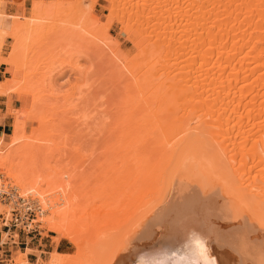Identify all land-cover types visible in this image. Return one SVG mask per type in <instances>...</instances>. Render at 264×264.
Here are the masks:
<instances>
[{
	"label": "bare ground",
	"instance_id": "obj_1",
	"mask_svg": "<svg viewBox=\"0 0 264 264\" xmlns=\"http://www.w3.org/2000/svg\"><path fill=\"white\" fill-rule=\"evenodd\" d=\"M91 1L89 10H85L96 22L91 13L95 0ZM104 1L132 38L138 64L133 67V57L129 60L124 53L115 56L110 52L107 58L117 78L128 79V75L129 81L119 90L124 94L118 91L120 96L111 100L115 103L110 107H106L108 100L99 103L103 106L106 101L108 112L94 103L99 93H89L98 99L87 97L89 87L82 95L85 103L89 100L87 106L81 105L80 99L77 106L73 103L76 111L69 106L80 118L86 108L92 110L95 105L92 113L87 110L90 114L97 112L98 105L99 112L108 113L104 115L107 121L100 119L98 112L99 117L93 114L94 121L107 122L98 124L91 122L87 112L84 116L89 122H82L89 123H83L88 130L80 127L84 131L79 128L73 135L69 133L73 137L75 130L77 134L97 133L89 134L93 142L88 147L90 153L85 155L87 147L81 150L87 157L78 154L84 161L88 154L98 152L96 162L89 159L84 164L78 157L75 164H71L73 159L64 162L68 165L65 167L60 163L63 156L67 160V151L61 150L59 157L51 158L58 144L52 148V144L43 147L33 143L48 141L54 130L59 136L56 129L52 130L55 122L64 128L61 123L67 120L69 103L64 113L62 101L68 97L59 93L54 103V94L50 96L54 100L46 96L47 102H41L43 95L29 94L30 106L15 115L5 150L4 135L0 136V192L5 190L8 178L9 186L16 190L15 197L29 200L39 209L41 215L33 221L43 223L55 235V247L47 262L41 264H264V0ZM52 2L31 0V20L0 13V48L6 39L12 41L8 58L0 55V64L8 74L0 81V96L6 95L14 81L11 65L18 58L13 55L29 41L28 28L37 31L47 21L55 24L60 4ZM80 19L77 17L76 22ZM92 25L86 33H99L98 22L94 23L97 27ZM104 34L112 46L109 50L118 53L117 41L106 31ZM46 80L52 89L51 76ZM55 104L57 109L62 105L58 113L64 116L53 112L57 111ZM50 108L55 109L51 116L57 114L59 119L51 117L54 123L50 120L48 124L46 113ZM109 108H119L118 112L114 110L116 117L110 116L113 110L110 113ZM75 119L80 124L84 118ZM76 120L66 123L76 124ZM29 122H36V127L26 135ZM103 127V137L108 138L101 140L97 136H102L99 132ZM69 134L63 135H67L66 141L60 135L64 144L74 140L68 138ZM77 134L80 142L88 140V134L84 138ZM96 140L104 141V145ZM68 143L65 145L69 148ZM72 143L74 148L85 146ZM9 144L18 146L9 150ZM59 145L60 149L64 146ZM99 153L104 158L100 162ZM10 207L0 202V214L6 219ZM5 237L4 232L1 243ZM61 239L74 247L73 254L56 249ZM28 251L16 250L12 264H30Z\"/></svg>",
	"mask_w": 264,
	"mask_h": 264
},
{
	"label": "rangeland",
	"instance_id": "obj_2",
	"mask_svg": "<svg viewBox=\"0 0 264 264\" xmlns=\"http://www.w3.org/2000/svg\"><path fill=\"white\" fill-rule=\"evenodd\" d=\"M45 1H51V2L52 1L54 2L55 1L56 3L54 2V4H57V3H58V5L60 4L59 5L60 11L57 14L58 15V18H54L53 21H55V19H56L55 24L53 22L52 23H49L47 21V22H45L46 26H44L45 24L44 25H41V26H43L41 28L38 26V30L37 31H36V28L35 27L34 28L33 27L32 28H28V30L30 31L29 36H28V40L29 41H27L26 45H24L22 47V51L19 50L18 51V54L13 55V56H17V58H18L11 65L13 67V72H14L15 78H14L13 83L8 87V90H7L6 95L5 96H0V97H4V100H5L2 103L4 106H3V111L1 113V116L6 117L8 119V121H9V125L7 127H5V132H7L8 134L4 136V140H3V143L2 144L5 145V146H4V148L2 150H5V147H7L6 145H8V143H10V135H11V132H12V123H13V120H14L15 115L18 112H25V111L28 110V107L30 106V97L28 95L31 94V93L32 94H35L37 96H39V95L42 96L43 95L45 99L42 98V101L41 102H43V101L44 102H47L46 101V98H47L46 96H48V95H49L48 96L49 98H51V99L54 100V98H52L53 96L51 95V94H54L56 96L55 97L56 100H54L53 102L51 101L52 103H54L55 101H57V99L59 98L56 94L59 93L58 95H60L62 97H63V95H65L64 97H68L67 98L68 100L65 98L67 101H65L64 98H63L64 99L63 100L62 97L60 98L61 100H63L62 102H64V104H62V102L60 103V101H58L59 104H62L63 105V106L60 105L63 108L60 107L57 104L60 107V109L62 108V111H64L65 110L64 109L65 105L67 104V102L69 103L68 105H66L67 106L66 107L67 109L65 110V111H68V114H66L65 111H64L65 116H66L65 118L67 120H73V121L76 120L75 118H79L80 120L82 118H84V119H82L80 121L81 122L80 124H82L81 126H79L80 124H77V120H76V124L73 123V121H71V122L68 121L66 123L67 120H65V123L66 124L61 121L62 123L61 122L60 123L63 124L62 126L64 127V128H61V125L59 127V125L56 122L54 123L52 120L53 119H55V120L56 119H59V117L64 116V114L62 113L63 115H61L60 113H58V111L60 110L59 107L57 106L58 107V109H57L56 108V104H55V106L53 105V107H55L57 109V111H56L53 108L55 110L53 112L54 113L57 112L58 114H60V116L57 118L58 115L56 114L54 117H52L51 115H54V114L51 113V110H53V109L50 108V109H48V112L46 113V115L49 114L50 116L47 115L46 116V119L49 120L48 121V124H51L49 122L52 121L54 123L53 124L54 127L55 126H58L59 127V128L58 127L57 128H54L53 125H51L53 127L52 130L56 129V131L59 134V136L60 135L63 136L65 132H66V134L67 133L68 134L70 133V134L73 135L74 129L79 130L80 127L83 128L84 127L83 125L86 122H89V121H86V120H89V119L91 120V122L92 121L93 122H96V123L98 122V124L101 123L100 122L101 120L98 121L99 119H97V121H94L95 120L94 117H96L99 114H101L100 117L102 116V118H100V119H104V117L107 116L108 113L105 115V113L103 114V113H101V111L99 112V107L98 106L101 105L99 103H101L102 100H108L109 101L108 102L109 104H107L106 101L103 102L102 103L103 106L102 105L100 106V110H101L102 107H105L104 106L105 103L107 104V105L105 104L106 107L107 106L110 107V103L113 102L116 98H118L120 96L119 95V92H121V91H119V90L121 88H122L121 90H123L124 84H126L129 81L128 80L129 79V76L128 75H127L128 79L117 78L116 73H114V68L109 65L110 64L109 63L110 61L108 60L107 57L110 56V52L115 53V56L118 55L120 52L121 53H124L125 55H127V58L128 59L131 58V57H133V60H135L134 57L137 56V50H136L135 46L132 44V42H133L132 38L123 30L122 23L119 20H116L117 18L116 17L114 18L113 17L114 15H111V13H109V11L107 10L108 4L104 0H95V3L93 4V7L91 8V13H92V15L95 18H97V20H95V21L98 22V24H99V33H97L98 30H97L96 33H94L95 31H92L93 35H92V33H86L87 32L86 29L88 28V30H89V27L92 25V23H93V25H94V23H96L94 21L93 22L91 21L92 16H90L89 13H87V12H89L87 10H89V7L91 6V2H92L91 0H61V1H59V0H45ZM20 2H22V0H12L11 3L9 1H7V0H3L0 3V13L13 14L15 16H24L26 18H29V20H31L30 19V16H31L30 13L32 12L31 11V0H24L22 5L19 4ZM81 6H83V9L84 10L86 8H87V10L84 11L81 8ZM72 10H74V11H72ZM75 10H76V12H75ZM78 12H79V14H78L79 16H81L80 15L81 13H86L89 16L87 17V15L86 16L85 15H82V17H79L78 15H76ZM72 14L73 15L75 14V17ZM57 15L55 17H57ZM76 16L78 17V19L81 18L79 21L82 22V23H80L79 21L76 22V20H77V17ZM108 16L109 17H111V16L113 17V18L111 17L112 18L111 21L109 20L110 18ZM83 17H84V19H83ZM107 20H109L110 23H108ZM90 22H91V24H90ZM47 23H49L50 25L52 24V26H50ZM105 23H106V25H105ZM103 25H105V27L108 25V27L105 28ZM95 26L97 27V25H94V27ZM103 28H105L106 33H108V35H110V37L112 39H114V40L117 41V44H118V48H117L118 49V53H117V50L115 52V49H114V51H113V49H111L112 51L109 50L110 48H112V46L110 45V42L107 39H105L106 38L105 37V34L103 35V33L105 31H104ZM95 29H98V28H95ZM101 30H102L103 33H100ZM86 37H87V40H86ZM30 40L32 41L33 44L30 42ZM11 43H12V41L10 39H6L5 40L3 46L0 48V50H1L0 51V55L2 57L8 58V56L10 54ZM23 48H26L27 50L25 49L26 50L25 51ZM111 55H113V54L111 53ZM131 61H132V59H131ZM135 62H137V63H135ZM130 64L134 67V64H138V61L135 60L134 63L131 62ZM97 67H99V68H97ZM109 67H110V69H109ZM93 68L96 69V70H94ZM130 68L131 67H129V69ZM132 68H131V70H132ZM4 69H5V65L0 64V81L1 82L3 80H5V77L8 76V74L4 73ZM136 69L135 68L133 69L134 73H135ZM88 70H89V72L90 71L91 72L87 76V74L85 75V73H89ZM103 72H104V74H103ZM107 72H109V73H107ZM96 74H97V76H96ZM48 76H51V78H52V81H51L53 83V84L51 83V85H53L52 89H51V86L49 84L50 82L47 81L48 79L46 80V78ZM90 77H92V78L89 79ZM95 77H97V78H95ZM43 80H44V83H43ZM94 81H96V82H94ZM40 82H42V83H40ZM123 82H125V83H123ZM47 85H49L50 87L47 86ZM86 88L89 89V90L87 89L88 90V93L87 94L84 93V92H87ZM90 92H91V94L92 93H95V94H98L99 93L97 95V97L99 99L97 97H95L94 94H93L94 97L91 94L89 95ZM122 92H121V95L124 94V92H123V94H122ZM83 94H86L87 97L88 96L89 97L91 96L92 99H94V98L98 99V100H94V103L97 104V102H98V104H99L97 106V108H98L97 112L99 113L98 115L96 114L97 112L96 113L95 112L93 113V114H96L94 117H93V114H90V113H92L94 111L93 109L96 106L95 104H93L95 106H91L90 104L93 103L91 101H90V104H89L91 106L90 108H92V107H94V108L92 110L89 109L90 110V113L88 112L89 111L88 108H86L88 110V111L86 110V112L83 110L85 113L88 112L90 115H88V113L85 114V113H83L81 111L84 115H88L87 117L88 118L90 117L89 119L86 118L84 115H83L82 118H80L81 115L79 114L80 115V117H79L78 116V112H73V110L75 109L74 107L77 106L79 104V102H80L79 99L80 100H82V99L84 100L85 99V97L84 98L82 97ZM102 95H104V96L102 97ZM50 96H52V97H50ZM80 97H82V98H80ZM101 97H102V99H100ZM49 98H48V100H50ZM91 98H90V100H92ZM83 100L81 102V105H83L85 103V101H83ZM111 100H113V101H111ZM70 102H72V104H70ZM77 102H78V104L75 105V103H77ZM87 102H89V100L87 101V99H86V103ZM119 102L122 103V101H119ZM48 103L51 105L50 101H48ZM73 103H74L75 106L73 105ZM113 103H115V102H113ZM120 103H117V105L118 104L121 105ZM87 104L85 106H87ZM71 105H73V107ZM69 106H71V108H74V109H71ZM78 107H80V105ZM82 107H81V109H82ZM106 107L104 108V110H105V112H108V110L106 111ZM68 108L71 109L70 112H69V109ZM113 108H114V105H113ZM77 109H79V108H77ZM118 109L119 108H117V110H116V108H115L114 110H116V112H118ZM112 110L111 109L109 110L110 113H111ZM114 110L111 113V115L109 113L110 116L115 115V113H114L115 111ZM62 111L60 110L59 112H62ZM75 111H76V109H75ZM72 114H74V116ZM91 116L93 117V120H92V117ZM51 117H52V120L49 119ZM113 117L114 116H112V118ZM115 117H116V115H115ZM62 120H64L63 117H62ZM0 121H1V118H0ZM82 121H86V122L84 123ZM105 121H107V119ZM104 122H102L101 124H103ZM96 123H95V125H96ZM105 123H107V122H105ZM55 124H57V125H55ZM86 124H89V123H86ZM76 125H78V128L76 127ZM92 125H94V124H92ZM33 126L36 127V122H33V123L32 122H29V123H27V126L25 128V134L26 135H30L31 134L30 130H32V129L35 128ZM107 126H109V125H107ZM71 127H72V130H71ZM99 127L101 128V126H99ZM104 127H105V125H104ZM104 127L102 128L103 132L105 130ZM67 128H68V130L70 129V131H72V132H69L67 130ZM82 128H80V129H82ZM84 128H83L84 130H88L87 129L88 126H87V128L86 127H84ZM57 129H59V131ZM60 129L61 130L62 129H65L66 131L64 132V130H63V133L60 134ZM96 129H99V128L96 127ZM77 130H75L76 134L78 132ZM93 130H94V128H93ZM90 131H92V129ZM94 131L97 132L96 130H94ZM80 132H81V130H80ZM85 132H84V134L87 135L88 132L87 131H85ZM103 132L102 133L99 132L100 134H102V136L101 135L97 136V137H99V139H101V137H103V135L106 133V132H104V133ZM52 133H53V135L51 137L52 139L51 138L49 139V137H48V139L50 140V141L48 140L49 142L48 141L44 142V140H40L41 141L40 142L38 140V138H37L38 141H36V140L34 141L33 140V143H35V142H37V144L41 143L40 146H43V147L44 146L48 147V146H50L52 144V146H50V147L53 148V146H56L57 144L59 145L60 142H61L60 145H64V146H62L61 149H60V147H58V145L56 147H54L53 148L54 154H57V155H54L53 152H52V155H51V158H56V157H59L58 154L61 155V150L63 151V153L67 151L65 153L67 155V160H66V157L63 156L62 157L63 158L62 159L63 161L61 160V163L60 164H63L64 162L66 164L68 162V160L70 161L72 159H73V163H71V164H75L74 163V160H76L75 158H78L81 153H82L81 156L87 157L85 155H87V153L91 150V149L88 148V147H90L89 144H91V142H92L91 141L92 138L89 137L91 135L90 134L91 132L89 133L90 135L89 134L87 135L88 140L89 139L90 140L88 141L86 139V137H85V139L87 141L84 140V141L87 142L88 145H86V142L85 143L83 141L80 142V140H79L80 138L77 139V137H75L76 134H74V137L69 134L68 138L72 136L74 138V140H73L74 142L77 139L76 141L79 142V145L82 146L83 143L85 144V146H83L81 148H80V146L77 145L78 146V149L80 148L79 150H77L78 151L77 152L76 151L77 146L75 147L76 149L74 148V146H71V143L73 142V141H71L72 139L71 140H69L70 138L68 139L69 142H71V143H68V141L65 142V144L68 143L70 145L69 148H73L72 150H74L75 152H77L76 155L79 154L78 156H76V155L73 156L74 151L69 152V150H71V149H69L64 144V141H66L67 135L63 136V138L65 140L64 139L61 140L62 137L60 136V138L58 139L59 136H57V134H55V130H54V132L52 131ZM54 134L57 136V138L55 137ZM78 134H77V136H79V135L81 136L82 135V137L84 135V134H79V135ZM93 135H97V133H95ZM93 135H91V136H93ZM0 136H1V134H0ZM54 138H56V139L53 140ZM103 138L104 139L105 138L107 139L108 136L106 137V135H105ZM51 140H52V142H51ZM55 141L57 142L56 144L54 143ZM96 141H99V140H96ZM78 142H76V143H78ZM103 142H100V144L103 143ZM76 143H72V145H74V144L76 145ZM103 145L101 144V146H103ZM17 146H18V144L14 145V146H11V144H9V150H13ZM98 146H99V144L96 147H98ZM63 147H65V149L66 148L67 149L66 150L65 149H62ZM84 147H87V148L84 150L83 149ZM98 148H100V146ZM55 149L56 150L58 149L60 152L58 150L57 151L59 153L56 152ZM101 149H102V147H101ZM81 150H84L85 151V155H83L84 154V151H81ZM92 150H93V148H92ZM63 153H62V155H64ZM95 153H92L91 155L88 154V158H85L84 161H82L84 158L82 159L81 156L79 158H81V161L84 164H86L87 163V160H89V159L91 160V161L90 160L89 161L92 163V159L94 160V158H95L94 156L96 154L98 155V152L96 154ZM68 155H69V157H74V158H69ZM53 156H56V157H53ZM91 156H92V158H91ZM97 159H101V160H98V162H100L104 158L102 159V157L100 156V153H99V156H98ZM78 160H80V159H78ZM94 162H96V159L93 161V163ZM51 163H52V161H51ZM76 163H77V161H76ZM65 164H63V165H65ZM79 164L80 163H78V167L80 166ZM84 164H81V165L84 166ZM66 166H68V165H65V167ZM80 168H82V167L80 166ZM86 168H87V165H86V167L84 169H86ZM79 170H82V169H79ZM2 177L3 176H1L0 178H2ZM6 180L8 181V178ZM7 181H4V184ZM25 201H27L28 203H31V202H29V200H25ZM0 202L4 205V203H3L4 201L3 200L0 201ZM38 210L39 209L37 208V213L35 214V216L33 217V219H36L37 217H39V215H41V213ZM45 216H46V214H45ZM8 220H9V216L6 219V218H4V215L3 214H0V228L9 229L11 231L10 232V236L7 233V235L5 237V240H4V243H2L1 246H0V264H12L11 259L14 256L15 251L16 250H19V249L17 247L16 248H10V244L15 245V243H16V245H18V246H23V245H21V244H19L17 242L20 241V238L21 237L24 238L26 236H32V238H33L32 239V242L34 244L35 243L38 244L39 249L43 250V251H36V250H34L33 252L35 253V256L28 258L29 263L30 264L46 263L47 260H48V258L50 257V251H52L53 248L55 247V243L53 241V236H55V235L52 232L47 231L42 226L43 223L34 222L32 220L25 227H23V228L21 227L19 229V227L12 226L10 224V222H8ZM16 233H17V236H16ZM1 236H2V233H1ZM58 243H59L58 246H56V249L57 250L64 251V252H66L68 254H73L74 253V247L69 242H67L66 240L61 239V240H59ZM13 249H15V250H13Z\"/></svg>",
	"mask_w": 264,
	"mask_h": 264
},
{
	"label": "built area",
	"instance_id": "obj_3",
	"mask_svg": "<svg viewBox=\"0 0 264 264\" xmlns=\"http://www.w3.org/2000/svg\"><path fill=\"white\" fill-rule=\"evenodd\" d=\"M9 182L4 184V191L0 192V200L4 201V204H10L9 208V220L10 224L14 227H25L30 221L33 220L37 212V208L33 203H26L21 198L15 197L14 186H9ZM14 199V202L11 200Z\"/></svg>",
	"mask_w": 264,
	"mask_h": 264
},
{
	"label": "crops",
	"instance_id": "obj_4",
	"mask_svg": "<svg viewBox=\"0 0 264 264\" xmlns=\"http://www.w3.org/2000/svg\"><path fill=\"white\" fill-rule=\"evenodd\" d=\"M11 2H12V0H10V3ZM4 101H5L4 97H0V111H1L0 112V118H1V121H0V134L5 136V135L8 134L7 132H5V127H7L9 125V121H8V119L6 117L1 116V113L3 111V106H4L2 103ZM4 232L6 233V235L8 233L9 236H10V232L11 231L9 229L0 228V246L2 244L1 243V237H2L1 233L3 234ZM16 236H17V233H16ZM32 239H33L32 236H26L24 238L21 237L20 241H18L17 243H19V244H21L23 246H18L15 243V245L10 244V248H16L17 247L19 250H22V251H24L25 249H29V251L26 253V259L28 260L29 257H34L35 256V253L33 252L34 250L43 251V250L39 249L38 244H36V243L34 244L32 242ZM58 244H57V246H58ZM13 250H15V249H13Z\"/></svg>",
	"mask_w": 264,
	"mask_h": 264
}]
</instances>
